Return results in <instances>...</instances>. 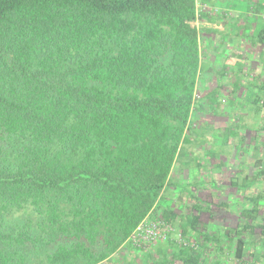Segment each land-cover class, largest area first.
I'll return each mask as SVG.
<instances>
[{
  "label": "trees",
  "instance_id": "trees-1",
  "mask_svg": "<svg viewBox=\"0 0 264 264\" xmlns=\"http://www.w3.org/2000/svg\"><path fill=\"white\" fill-rule=\"evenodd\" d=\"M220 1L0 0V264H264V160L231 179L240 220L220 230L196 193L188 211L162 203L187 190L174 169L205 142L197 91L217 71L206 49L221 32L231 50L238 27L264 48V0ZM146 218L173 229L135 244Z\"/></svg>",
  "mask_w": 264,
  "mask_h": 264
},
{
  "label": "rangeland",
  "instance_id": "rangeland-1",
  "mask_svg": "<svg viewBox=\"0 0 264 264\" xmlns=\"http://www.w3.org/2000/svg\"><path fill=\"white\" fill-rule=\"evenodd\" d=\"M218 2L222 4L220 0ZM240 4L239 8L242 9L236 12H246L242 17H247L249 14H247V6L244 7L245 2L244 5ZM198 5L201 4L198 3ZM237 13L232 16L236 17ZM250 19L255 22L254 29L257 27L262 29L260 23H264V20L259 19L260 23H257L258 18L255 14ZM238 32L245 34L242 27H238ZM246 33V37L242 34L245 42L239 43V46L248 45L247 43L255 39L260 32L255 29L253 34L249 31ZM216 37L222 42L219 46L211 45L206 49L203 59L204 69H207V72L211 66H214L217 68L215 76L218 77L216 75L218 70L224 71V66L227 67V75L223 77V80L228 79L221 92L233 95L235 86L231 84L236 78L239 80V87L234 96H219V98L203 97L205 93L198 89L199 111L203 116L197 115L200 116L202 130L206 131L205 139L200 134V140L205 142L199 146L200 144L196 142L198 139L195 138L188 145L192 158L190 156L183 158L174 169L172 180L179 185L188 184L187 190L172 186L165 191L162 200L163 204L174 201L177 208L188 211L186 207H192L196 202L190 192L196 193L199 199L203 200L204 205L209 204L211 208L210 213L204 214L207 218V227L211 231L222 229L227 222L234 224L240 220L238 209L231 208L229 205L239 203L236 189L229 186L231 179L246 173L252 175L256 170V160H264V90L261 91L256 86L264 82V74L262 78L259 77V74L264 73V58L257 57V53L255 55V52H248L245 48H242L243 52L229 56L231 52H234L233 48L230 50V46L223 45L224 35L221 32ZM248 48L249 46H246V49ZM213 75L211 79L215 78ZM255 76L260 78V82L253 78ZM256 94H260L262 99L259 104L262 106L259 113L256 112V104L252 101ZM228 126L235 130V134H229L230 138L225 144L222 136L224 129ZM215 135L219 137L215 138ZM193 155L196 156L193 157ZM223 202L228 205L222 206ZM232 257L233 254L229 255L224 260V264H233Z\"/></svg>",
  "mask_w": 264,
  "mask_h": 264
},
{
  "label": "crops",
  "instance_id": "crops-1",
  "mask_svg": "<svg viewBox=\"0 0 264 264\" xmlns=\"http://www.w3.org/2000/svg\"><path fill=\"white\" fill-rule=\"evenodd\" d=\"M221 5V4H220ZM198 26L202 25L203 27H211V28H216V29H220V30H224L225 29V26H224V22H217V21H205V22H200V21H197L196 23ZM235 36V35H234ZM240 37H236L235 39H237L236 43H234L233 45V50L234 52H231L229 56H235L237 53H241L243 52V49L242 48H245V50H247L248 52L249 51H253L255 52L254 54L256 55V53L258 54L257 57L259 58H264V48L263 46H261L260 44L256 45V46H253V47H250L249 45H244V46H239V43H244L243 41L245 39H239ZM231 39V38H230ZM203 46L205 44H207V41L203 42ZM236 46V47H235ZM246 46H249L248 49H246ZM259 50V51H258ZM258 67V65H257ZM212 75V74H211ZM215 78L211 79V76L210 75H207V81L205 83L202 84V86H200V91H203L205 94L203 97H208L210 92L216 88L217 86H221L222 85V82L225 84V82L227 81V79L225 80H220V79H217V76L213 75ZM215 80V81H214ZM214 81V83H213Z\"/></svg>",
  "mask_w": 264,
  "mask_h": 264
},
{
  "label": "built area",
  "instance_id": "built-area-1",
  "mask_svg": "<svg viewBox=\"0 0 264 264\" xmlns=\"http://www.w3.org/2000/svg\"><path fill=\"white\" fill-rule=\"evenodd\" d=\"M172 225L162 219H145L136 228L130 240L135 244L152 243L159 238H166Z\"/></svg>",
  "mask_w": 264,
  "mask_h": 264
}]
</instances>
